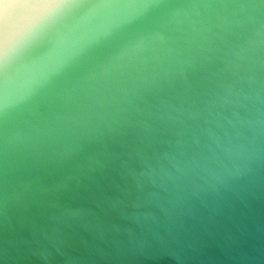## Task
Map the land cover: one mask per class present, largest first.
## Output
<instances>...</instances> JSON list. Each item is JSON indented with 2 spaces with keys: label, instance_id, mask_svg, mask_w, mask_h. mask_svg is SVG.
<instances>
[{
  "label": "water",
  "instance_id": "obj_1",
  "mask_svg": "<svg viewBox=\"0 0 264 264\" xmlns=\"http://www.w3.org/2000/svg\"><path fill=\"white\" fill-rule=\"evenodd\" d=\"M0 264H264V0H0Z\"/></svg>",
  "mask_w": 264,
  "mask_h": 264
}]
</instances>
